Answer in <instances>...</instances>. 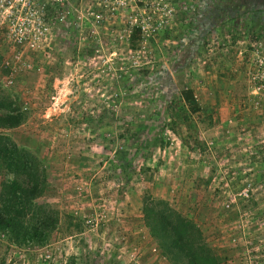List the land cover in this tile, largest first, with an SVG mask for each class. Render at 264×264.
Segmentation results:
<instances>
[{"label":"rangeland","instance_id":"obj_1","mask_svg":"<svg viewBox=\"0 0 264 264\" xmlns=\"http://www.w3.org/2000/svg\"><path fill=\"white\" fill-rule=\"evenodd\" d=\"M47 3L0 6V117L24 119L0 127V210L27 212L0 264L185 263L178 217L217 264H264V0Z\"/></svg>","mask_w":264,"mask_h":264},{"label":"trees","instance_id":"obj_2","mask_svg":"<svg viewBox=\"0 0 264 264\" xmlns=\"http://www.w3.org/2000/svg\"><path fill=\"white\" fill-rule=\"evenodd\" d=\"M181 98L184 102H186L187 106L191 109V111L194 113L198 112L200 110L199 103L197 98L194 95L193 90L191 89H185L181 92ZM22 118H19L18 116L11 115L7 117H0V127L1 126H8V127H17L23 123ZM4 154V150L0 149V168L2 167V155ZM20 157L13 161L10 166L13 167V170L15 172H20L17 165L20 164ZM17 164V165H16ZM11 192L13 195L20 194V199L22 201L21 204L24 205V207H27V202H30L38 197L40 192H42V189L39 190V186H33V184L30 185H22V183L18 182V179H15L14 184L11 185ZM166 204V203H165ZM160 205H164L163 201H156L152 198H148L144 203V213L147 218L148 224L153 228V231L156 232L161 238L162 244L165 247H169V250L173 251L172 247L169 245V237L168 234L165 233V230L160 229L157 217L160 216L163 218V221L170 224V213L172 212L171 208L169 209L168 206H166L162 211H160ZM23 211H16L14 209L10 210L8 209L9 213L14 214L13 217H10L5 223V216L3 214V210H0V230H5L8 228H13V219L16 218L18 215H23L24 217L27 216V212L24 208H22ZM161 213V214H160ZM160 214V215H159ZM176 216H180L177 213H175ZM12 222V223H11ZM178 225L183 226V229H181V243L183 245L185 244V263L183 262L181 256H180V250L177 252H174L176 258L183 263L181 264H217L216 256L206 247V245L202 244L201 241H199V230L191 223L189 220L185 218L182 219L178 217L177 221ZM47 226L46 223L44 225H38L31 226L26 228V234L27 238L30 244L33 243H43L44 238H40L39 236L44 233L39 232L40 230H45V227ZM13 230V229H12ZM176 230V229H175ZM180 229L177 228V231ZM200 242V243H199ZM179 247H182L180 245ZM195 256V258H194Z\"/></svg>","mask_w":264,"mask_h":264},{"label":"built area","instance_id":"obj_3","mask_svg":"<svg viewBox=\"0 0 264 264\" xmlns=\"http://www.w3.org/2000/svg\"><path fill=\"white\" fill-rule=\"evenodd\" d=\"M47 1L48 3H51L52 6H59V7H63L66 2V0H47ZM32 3H33V0H0L1 7H13L15 4L25 6V7H28V6L30 7Z\"/></svg>","mask_w":264,"mask_h":264}]
</instances>
